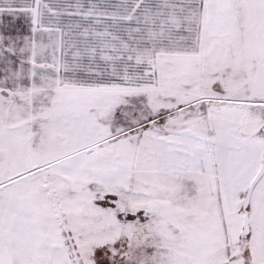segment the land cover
<instances>
[{"label": "snow or ice", "instance_id": "obj_1", "mask_svg": "<svg viewBox=\"0 0 264 264\" xmlns=\"http://www.w3.org/2000/svg\"><path fill=\"white\" fill-rule=\"evenodd\" d=\"M0 264H264V0H0Z\"/></svg>", "mask_w": 264, "mask_h": 264}]
</instances>
